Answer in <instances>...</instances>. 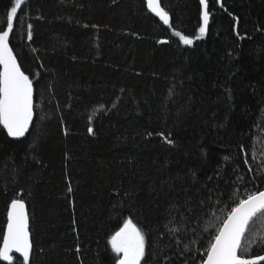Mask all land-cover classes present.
Wrapping results in <instances>:
<instances>
[{
	"label": "trees",
	"instance_id": "obj_1",
	"mask_svg": "<svg viewBox=\"0 0 264 264\" xmlns=\"http://www.w3.org/2000/svg\"><path fill=\"white\" fill-rule=\"evenodd\" d=\"M14 2L0 0V31ZM159 2L168 26L146 0H26L13 19L34 108L23 137L0 125V248L21 198L29 264H117L128 220L141 264H202L228 212L264 189V0H208L199 40L200 0ZM262 240L258 216L239 255Z\"/></svg>",
	"mask_w": 264,
	"mask_h": 264
},
{
	"label": "snow or ice",
	"instance_id": "obj_2",
	"mask_svg": "<svg viewBox=\"0 0 264 264\" xmlns=\"http://www.w3.org/2000/svg\"><path fill=\"white\" fill-rule=\"evenodd\" d=\"M26 0H15V6L7 16V30L0 31V125L12 137H23L29 130L33 118V82L20 68L12 49L9 47V35L13 30V19L18 9ZM222 3V0H217ZM203 6L202 24L195 39H202L207 31L210 20L208 0H200ZM149 8L155 12L165 24H169L168 13L160 7L159 0H148ZM27 39H32L31 25H28ZM184 45H192L193 39L175 33ZM101 108L103 106H100ZM91 119V117H89ZM93 129L89 128V133ZM169 145L174 141L160 134ZM170 135V134H169ZM227 159V158H226ZM71 191V189H69ZM264 217V191L248 195L228 212L222 220L221 226L206 252V259L202 264H259L264 262V255L254 258H244L238 251H247L242 248V238L254 218ZM264 243V240L261 241ZM112 250L120 254L117 264H141L145 255V237L143 233L128 220L124 226L111 237ZM255 243V241H252ZM32 245L28 231V215L22 199L11 202L8 212L6 234L3 236V246L0 248V258L4 261H13L11 253L22 254L23 264H29Z\"/></svg>",
	"mask_w": 264,
	"mask_h": 264
},
{
	"label": "water",
	"instance_id": "obj_3",
	"mask_svg": "<svg viewBox=\"0 0 264 264\" xmlns=\"http://www.w3.org/2000/svg\"><path fill=\"white\" fill-rule=\"evenodd\" d=\"M146 2H147V7H148L149 11H150L151 13L157 15L155 12H153V11L149 8V6H148V0H146ZM25 3H26V2H25ZM25 3H23L22 6H21V8L18 9L17 15L19 14L20 10L22 9V7L24 6ZM159 4H160V2H159ZM14 6H15V2H14ZM160 7H161V4H160ZM157 16H158V15H157ZM158 17H159V16H158ZM162 21H163V20H162ZM165 25L168 26V24H165ZM260 191H264V189H262V190H260ZM258 192H259V191H258ZM17 199H21V198H16V199H14V200H17ZM22 200H23V202H24V204H25V210H26L27 215H28V231H29L30 242H31V245H32L31 254H30V259H31V258H32V255H33V241H32V235H31V231H30V217H29V211H28V207H27L26 201H25L24 199H22ZM10 206H11V203H10ZM10 206H9L8 212L10 211ZM7 222H8V214H7ZM251 222H252V221H251ZM251 222H250V224H251ZM250 224H249V226H250ZM249 226H248V228H249ZM6 230H7V224H6L5 234H6ZM247 230H248V229H247ZM246 232H247V231H246ZM5 234H4V235H5ZM245 234H246V233H245ZM244 237H245V236H244ZM244 237L242 238V243H243ZM2 246H3V242H2ZM2 246H1V248H2ZM13 254H18L20 257H22V254H20V253H16L15 251H13V252L11 253V255H13ZM238 255H239V251H238ZM261 255H264V253L259 254V255H256V256H261ZM256 256H253V257H244V258H254V257H256ZM205 259H206V258H205ZM1 260H2V258H1ZM2 262L8 263L9 261H4V260H2ZM259 263H262V262H259Z\"/></svg>",
	"mask_w": 264,
	"mask_h": 264
},
{
	"label": "rangeland",
	"instance_id": "obj_4",
	"mask_svg": "<svg viewBox=\"0 0 264 264\" xmlns=\"http://www.w3.org/2000/svg\"><path fill=\"white\" fill-rule=\"evenodd\" d=\"M132 224H134V223L132 222ZM134 225H135V224H134ZM135 226H136V225H135ZM136 227H137V226H136ZM137 228H138V227H137ZM114 235H115V234H114ZM114 235H113V236H114Z\"/></svg>",
	"mask_w": 264,
	"mask_h": 264
}]
</instances>
